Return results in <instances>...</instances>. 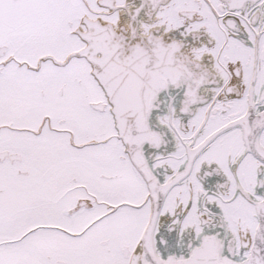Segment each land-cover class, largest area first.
<instances>
[{"label": "snow or ice", "instance_id": "obj_1", "mask_svg": "<svg viewBox=\"0 0 264 264\" xmlns=\"http://www.w3.org/2000/svg\"><path fill=\"white\" fill-rule=\"evenodd\" d=\"M0 264H264V0H0Z\"/></svg>", "mask_w": 264, "mask_h": 264}]
</instances>
